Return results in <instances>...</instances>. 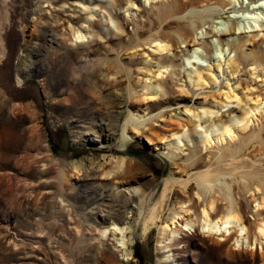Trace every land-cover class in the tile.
Returning <instances> with one entry per match:
<instances>
[{
    "label": "rangeland",
    "instance_id": "1",
    "mask_svg": "<svg viewBox=\"0 0 264 264\" xmlns=\"http://www.w3.org/2000/svg\"><path fill=\"white\" fill-rule=\"evenodd\" d=\"M119 1L0 0V107L18 105L15 125L0 116V264H264L235 236L162 233L210 186L222 209L229 186L255 219L264 113L234 138H201L264 101V0ZM76 27L93 34L76 39ZM162 34L172 46L160 54ZM194 69L211 77L196 85Z\"/></svg>",
    "mask_w": 264,
    "mask_h": 264
},
{
    "label": "bare ground",
    "instance_id": "2",
    "mask_svg": "<svg viewBox=\"0 0 264 264\" xmlns=\"http://www.w3.org/2000/svg\"><path fill=\"white\" fill-rule=\"evenodd\" d=\"M165 1H166L165 3L172 5L175 0H165ZM197 1L198 3L205 4V3L212 2L214 0H197ZM229 2H231V0H229ZM126 3L133 4L134 2L133 0H129ZM192 3H193V0H182L183 6H190L192 5ZM113 4L115 6L124 7V5H122L119 0H113ZM129 9H130L129 7H126L125 11H128ZM103 10L107 11L110 17L114 16L111 11L103 8L102 6H98V13H101V11ZM115 27L119 28L118 25H116ZM74 33H75V38L79 40L85 39L87 37L86 33L90 35L93 34L91 31H86V33L82 32V30L79 29L78 27L74 29ZM187 33H189V30L185 29L184 33H181V34H184L185 36ZM226 34H229V33L227 31H224L218 36L220 37ZM154 41H155L154 49L157 50L160 54L170 51L171 46H172V44H170L172 42L171 36H167L163 34L158 35ZM195 43H196V39L194 38L191 43H188V45L196 46L197 43L196 45ZM255 56L253 57L254 59L256 58ZM257 56H258V59H255L254 62L260 65L262 64L264 59L261 54H258ZM228 64L229 66H232L235 69V66H237V60L235 58H229ZM170 67L171 65H165L163 67L164 70H162V68L159 67L154 72L155 82L158 86L159 85L161 86V83L163 82L164 74L166 75V77L170 75L171 73L169 70ZM251 70L252 71L255 70L254 65H252ZM209 73L210 71L203 72V70L201 69L200 70L194 69L189 73L188 79L191 82H194L196 85H198V84L203 83L206 78L211 77L210 76L211 74L209 75ZM150 88L154 89L152 85L147 87L148 90ZM16 106L18 105L13 104L10 106L8 105L5 108L0 107L1 108L0 116H1L2 122L8 125H15L17 123L18 115L15 111ZM258 110H262V113H264V101L255 103L251 109H246L241 117L233 118L232 124H228L227 121H222L220 130L214 129L212 131L214 133L213 135L209 134V132H207L206 130V133L201 138V141L203 142V144L211 143V140H213V136L217 140H223L227 136L230 138H234L235 132L233 130V125H239V124L247 125L253 113H255ZM201 113L213 114L212 111H207V110H204ZM195 116H198V115L195 114ZM208 120H210L209 116H208ZM214 121L216 122V120ZM214 121L209 122L208 126H213L215 124ZM197 122H198V125H201L199 121ZM0 126H4V124L0 123ZM183 131L186 132V130H183ZM246 187H249V186H246ZM254 187L255 189L251 190V196L253 200L256 202V204L254 205V211H255L254 220H250L249 218H247V216L245 217V215L243 216V214L241 213V206L240 205L238 206L236 203L233 202V199L230 194L229 186H221V189L223 190L222 192L227 194L226 199L228 201V205L225 206V208L223 209L221 208L222 204H219L217 200L213 197L212 195L213 188L210 186L206 189L207 193H210L209 195H207L206 193V196H203L204 198H202L200 194L198 195V202L204 200L203 202L198 203L200 206V210H198L195 207V205L193 209L192 202L189 199V201L191 202V205L190 204L181 205L180 207L182 211L188 213L186 218L181 220V224H175L173 227L171 226L168 228V224H164L162 226V233L163 234L165 233L166 236L168 235L167 239L171 241L180 232H183V231L185 232V228H182V225H184L185 227H189V229L194 228L196 232H197V229H201L202 233H206L207 235H212V236L213 235L218 236L222 238V240H225V241L235 236V243L237 245L245 244V245L252 246V244H255V245L258 244L260 248L264 249V186H254ZM191 211L192 213H190ZM172 223H174V221ZM252 226H253V230H252ZM193 236H198L199 239L203 243L208 242L207 240L208 238H205L204 235L200 234L199 236V233L198 234L193 233ZM174 240H176V238H174ZM124 243L125 241H122V245H124ZM169 245H165V246H169ZM166 258H168V256H166Z\"/></svg>",
    "mask_w": 264,
    "mask_h": 264
}]
</instances>
